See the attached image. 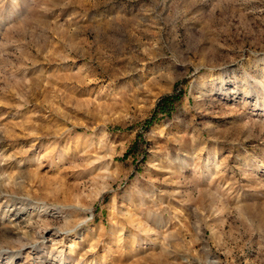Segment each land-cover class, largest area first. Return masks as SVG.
Instances as JSON below:
<instances>
[{
	"label": "rangeland",
	"instance_id": "1",
	"mask_svg": "<svg viewBox=\"0 0 264 264\" xmlns=\"http://www.w3.org/2000/svg\"><path fill=\"white\" fill-rule=\"evenodd\" d=\"M0 264H264V0H0Z\"/></svg>",
	"mask_w": 264,
	"mask_h": 264
}]
</instances>
